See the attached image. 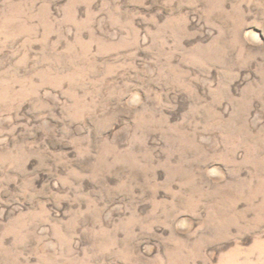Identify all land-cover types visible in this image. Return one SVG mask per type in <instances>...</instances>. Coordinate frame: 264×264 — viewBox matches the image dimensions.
<instances>
[{
	"label": "rangeland",
	"instance_id": "1",
	"mask_svg": "<svg viewBox=\"0 0 264 264\" xmlns=\"http://www.w3.org/2000/svg\"><path fill=\"white\" fill-rule=\"evenodd\" d=\"M0 264H264V0H0Z\"/></svg>",
	"mask_w": 264,
	"mask_h": 264
}]
</instances>
